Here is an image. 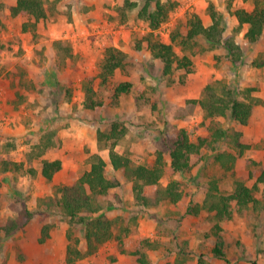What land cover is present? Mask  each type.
I'll use <instances>...</instances> for the list:
<instances>
[{
  "label": "rangeland",
  "instance_id": "obj_1",
  "mask_svg": "<svg viewBox=\"0 0 264 264\" xmlns=\"http://www.w3.org/2000/svg\"><path fill=\"white\" fill-rule=\"evenodd\" d=\"M45 1L48 16L34 25L28 15L11 13L14 0H0V154L22 161L25 167L0 172V264H66L69 243L86 251L84 223L80 216L71 221L64 214L58 187L89 169L93 153L107 160L106 175L120 184L98 197L100 210L81 216L103 213L113 222L115 236L125 233L124 227L128 231L122 242L114 237L74 264H134L139 257L136 249L145 253L150 264H198L199 256L208 264H264V180L259 179L264 170V65L255 63L264 60V32L256 43H249L247 26L239 27L231 11L252 9V0H172L176 5L154 31L155 37L169 41L177 28L185 34L186 17L193 12L210 24L208 5L213 2L243 55L233 63L224 45L211 46L197 37L185 50L175 46L179 55L190 56L192 70L175 68L166 75L146 41L137 47L151 30L137 18L139 7L127 9L124 21L120 8L125 0ZM58 40L62 42L57 45ZM110 45L127 52L128 64L101 83V62ZM91 77L93 99L102 104L87 108L84 84ZM125 80L132 81L131 90L114 97L115 85ZM216 80L237 87L241 98L246 88H254L250 94L257 103L247 124L230 116L207 118L199 104L189 102ZM114 122L125 129L115 149L134 164L151 165L158 152L163 153L167 172L162 184L178 180L184 191L180 201L165 200L157 206L136 202L132 181L108 162L111 141L98 140L97 130L108 132ZM216 127L227 132L218 140L212 134ZM182 128L192 140L206 137L208 141L192 154L188 171L170 174V149ZM51 129L59 141L39 156L36 145ZM237 132L239 140L248 144L243 150L235 142ZM221 153L235 155L232 168L223 165ZM43 158L62 160L52 179L40 172ZM30 166L36 168L34 175L25 171ZM237 180L254 187L257 202L240 205L230 200L232 216L223 219L201 207L212 182L229 194ZM193 205L199 207L196 214L188 212ZM11 218L18 225L7 234L3 225ZM217 221L229 262L212 252ZM45 226L49 234L40 241Z\"/></svg>",
  "mask_w": 264,
  "mask_h": 264
},
{
  "label": "trees",
  "instance_id": "obj_2",
  "mask_svg": "<svg viewBox=\"0 0 264 264\" xmlns=\"http://www.w3.org/2000/svg\"><path fill=\"white\" fill-rule=\"evenodd\" d=\"M253 8L248 10L244 7H238L231 10L235 15L238 26H247L245 37L248 42L256 43L264 32V0H252ZM176 5V1L167 0H142L140 4L136 0H125L120 10L122 19H127V9L132 10L136 7L137 18L145 22L150 31L138 40L137 47H141L142 41L147 42V47L150 49L152 55L159 58L163 63V73L171 74L174 69L185 68L186 71L192 70L193 61L187 53L179 55L175 50L176 44L181 45L185 50L196 41L197 37H203L211 46L224 45L227 49V55L233 63L238 62L243 55V49L236 41L234 33L226 31V22L224 14L219 11L213 2L208 5V12L211 17V23L205 25L201 17L197 13H189L186 17V33H182L180 28L171 33L170 40L164 41L155 37L154 31L166 22L169 18L171 10ZM11 13L13 15L23 14L33 18V24L36 25L41 19L47 18L48 10L45 0H14L11 6ZM23 30H27V24L23 23ZM61 40L55 41V44H61ZM0 46V50H2ZM66 50L69 49L66 47ZM104 57L101 62V70L99 76L101 83L106 82L109 77L114 75L118 68H124L128 64V54L118 46L110 45L105 48ZM257 66H263L264 60L255 62ZM93 77L84 84V106L87 108H94L101 105L102 101L94 100L95 89L93 87ZM132 81L125 80L119 82L114 87V97L127 93L132 88ZM253 87L246 88L242 98L239 97L240 90L237 87L231 86L229 83L222 80H216L212 83H207L203 88V93L198 98H192L189 102L197 103L204 111L207 118L216 116H230L235 121L241 124H247L252 116L253 108L257 99L252 97L250 91ZM125 133L124 127H120L119 122H114L111 129L105 132L101 129L97 130L99 142L111 141L108 145V162L115 170H120L124 176L132 181L133 195L137 203L144 206H157L162 201H169L176 203L183 197L184 191L180 187V182L176 179H171L166 185L162 184V177L166 174V161L163 153L158 152L155 161L151 165L134 164L131 157L123 152L115 149L118 139ZM214 139L218 140L224 137L227 132L222 127H216L212 133ZM241 133H236L235 142L243 150L248 144L242 143L239 140ZM55 141H59L56 131L51 129L43 134L41 140L36 145L39 147V156L45 153L50 147L55 145ZM208 141L206 137H199L197 141L190 138L187 130L182 128L170 149V169L169 173L185 172L191 168V156L198 153ZM241 150V151H242ZM219 158L223 160V165L230 169L233 167L235 155L221 153ZM90 167L81 174L75 181L68 184H63L58 187L60 193L59 203L64 214L72 221L74 218H79L84 223V236L87 242L86 251L75 247L69 243L67 247L66 264H74L77 258L82 257L85 252H94L102 243L113 239L114 237L123 241V234L125 235L127 227L123 230L125 233L114 234L112 229L113 222L103 213L97 216H81L82 212L94 213L100 210L103 205L98 201V197L106 195L109 190L120 184L116 177L110 178L106 175L107 160L99 153H93L89 157ZM225 162V163H224ZM226 165V163H228ZM24 163L16 161L9 156L0 154V172L7 171H21ZM62 168V160L60 158H43L41 166V174L46 179H52L54 174ZM27 173L35 174V167H28L25 169ZM260 180H264V170L259 176ZM254 187L248 186L241 180L235 182V187L232 193L225 194L212 182L211 188L208 189L206 199L201 205L203 208L216 211L215 217L219 219L230 218L232 211L230 209L229 201L235 200L240 205H248L250 202H257L258 199L254 195ZM189 213H198V205H193L188 208ZM219 221V220H218ZM214 224L215 232H217V239L212 252L215 257L229 262L225 250V241L222 235H218L221 229L219 222ZM18 225L16 218H11L3 225L7 234L15 229ZM2 229V227L0 228ZM47 226L43 228V236L40 241H44L48 236ZM135 253L139 254L136 263L134 264H150L147 256L140 249H136ZM198 264H208L202 256H199Z\"/></svg>",
  "mask_w": 264,
  "mask_h": 264
}]
</instances>
